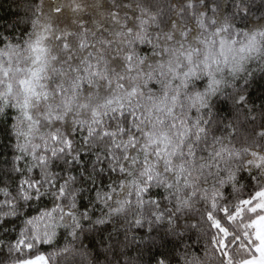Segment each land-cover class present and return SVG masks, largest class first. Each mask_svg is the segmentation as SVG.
I'll use <instances>...</instances> for the list:
<instances>
[{
    "label": "snow or ice",
    "instance_id": "snow-or-ice-1",
    "mask_svg": "<svg viewBox=\"0 0 264 264\" xmlns=\"http://www.w3.org/2000/svg\"><path fill=\"white\" fill-rule=\"evenodd\" d=\"M17 9L0 30V264H99L89 232L106 264H264V0ZM192 229L203 257L180 251Z\"/></svg>",
    "mask_w": 264,
    "mask_h": 264
},
{
    "label": "trees",
    "instance_id": "trees-1",
    "mask_svg": "<svg viewBox=\"0 0 264 264\" xmlns=\"http://www.w3.org/2000/svg\"><path fill=\"white\" fill-rule=\"evenodd\" d=\"M88 2L92 3L93 0H88ZM100 2L107 3V0H100ZM17 3L18 0H0V30H2L5 25H10L14 21L19 20L20 17L24 15V13L19 12V10L17 9ZM100 11H103V9H101ZM83 15L86 21H92L93 19L97 18V13L92 9H88V11H86ZM20 26L23 27V24H21ZM262 97H264V80H260L259 74H257V82L252 89V98L255 101L257 107H259ZM3 155H9L10 157V153L8 152L7 147L3 144H0V162H2ZM0 166H2V163H0ZM245 183L246 181H241L242 185ZM224 191L226 195L232 193L231 188H226ZM244 194L246 195V191ZM196 220L197 218L195 214H193V219L191 222L196 223ZM118 224L119 221L117 220L115 224H109L107 226L108 230L102 233L105 242L107 241L108 233L110 231L115 233L116 226ZM120 231H123L122 227L120 228ZM204 243V238L200 237V234L195 229H192L190 232L186 233L184 243L181 245L180 251H183L186 246L190 245V251H196L201 257H203ZM84 244L93 249V255L98 256L99 258V264H106L104 255L105 244L101 243V233L89 232L87 238L84 239ZM127 251L132 257L137 256V252L133 250V247H129ZM146 258L147 256L145 255V259ZM108 259H111V256H109ZM124 259H127V257H125Z\"/></svg>",
    "mask_w": 264,
    "mask_h": 264
},
{
    "label": "rangeland",
    "instance_id": "rangeland-1",
    "mask_svg": "<svg viewBox=\"0 0 264 264\" xmlns=\"http://www.w3.org/2000/svg\"><path fill=\"white\" fill-rule=\"evenodd\" d=\"M257 256H258V254H257Z\"/></svg>",
    "mask_w": 264,
    "mask_h": 264
}]
</instances>
